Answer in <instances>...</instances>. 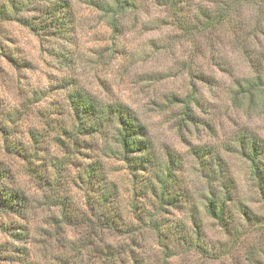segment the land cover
Listing matches in <instances>:
<instances>
[{"label":"rangeland","instance_id":"374dc122","mask_svg":"<svg viewBox=\"0 0 264 264\" xmlns=\"http://www.w3.org/2000/svg\"><path fill=\"white\" fill-rule=\"evenodd\" d=\"M66 2L59 15L64 16L62 27L44 36L19 18L44 20L45 3L0 0V127L5 130L0 131V167L11 172L7 184L28 197L22 218L0 207V243L28 248L35 264H264V184L258 187L237 141L239 133L249 132L262 147L264 167V114L231 102V77L244 66L226 40L219 47L225 67L218 69L210 64L205 42L198 39L201 47L193 46L151 0L126 14L119 36L86 0ZM76 91L102 105H124L145 131L150 161L130 174L106 150L115 149L112 119L107 118L106 141L85 138L62 165L66 183L61 190L70 211L66 223L59 219V207L45 203L37 190L40 177L32 169L33 156L42 161L53 154L62 157L52 138L57 128L63 138L60 127L69 124L67 96ZM190 95L194 101L188 104L187 120L179 102ZM31 131L39 134V142L31 139ZM168 160H174L169 191L178 202L159 205L141 185ZM93 161L112 185L113 209L123 227L109 228L104 216L93 215L83 204L82 184L74 185L76 172ZM211 196L217 205L224 202L221 221L204 211ZM149 216L163 222L161 235L168 232L172 238L195 235L194 217L202 249L169 243L166 251ZM17 225L26 229L24 242L9 234Z\"/></svg>","mask_w":264,"mask_h":264},{"label":"trees","instance_id":"16d2710c","mask_svg":"<svg viewBox=\"0 0 264 264\" xmlns=\"http://www.w3.org/2000/svg\"><path fill=\"white\" fill-rule=\"evenodd\" d=\"M88 5L100 12L107 25L110 27L114 36L120 35L123 25V18L129 11L136 10L137 3L142 4L146 0H86ZM155 7L163 10L168 19L167 24L176 27L181 35L195 47H201L199 42H205L208 47L210 64L218 69L225 67L221 58V48L223 41L226 40L229 50L236 54L238 60L243 63L244 71L237 76L231 77L230 100L237 107H244L246 112L256 111L264 114V0H151ZM45 3L44 20L36 18L29 22L26 18H19L20 23L27 26L35 33H42L47 36L48 33L59 31L62 25L59 15H63L67 8L66 0H24L23 5L34 3ZM27 6V5H26ZM247 12L248 17L245 15ZM18 13V12H17ZM50 35V34H49ZM197 38V39H196ZM215 55L221 58L217 60ZM223 56V55H222ZM189 69V68H188ZM229 69V68H228ZM231 71V69L229 70ZM189 75L191 71L189 70ZM193 75V74H192ZM203 76V75H202ZM233 76V75H231ZM203 78H200L202 80ZM192 88L194 86L192 85ZM179 102L178 100H176ZM194 101V96L190 95L186 100L180 101L183 105L184 119H191V110L188 108L189 102ZM67 106L69 115V124L60 127V135L52 138L54 147L62 150V157L53 154L46 160L37 158L35 164V174L40 177L37 190L41 191L48 207L60 209L59 219L61 222H69L70 211L66 194H63V185L66 178L62 181V165L68 160L70 152L75 151L85 144L87 139L100 137L104 139L105 121L112 119L111 141L115 144L110 149L117 160L126 164L130 174L136 171L144 170L150 161L147 155L148 141L145 138V131L142 125L136 122L135 117L121 103L114 102L108 104H99L91 95L82 92H70L67 96ZM189 111V112H188ZM110 122V121H109ZM48 127V125L46 124ZM0 131L5 132L2 126ZM47 131V130H46ZM39 134L30 132V137L34 142H39ZM108 137V136H106ZM99 140V139H98ZM238 146L241 149L240 155L248 162L251 175L261 189L264 184V167L261 158L262 147L255 142V138L249 132L239 133ZM96 142V141H95ZM95 146H97L95 144ZM104 148V147H103ZM20 151H25L21 149ZM18 155H23L17 152ZM213 155V154H212ZM27 157V156H25ZM216 158V156H215ZM212 161L206 160V165ZM174 160H168L165 166L153 172V178L145 181L141 187L148 190L149 196L157 203L165 205L169 203L174 205L178 198L170 194L169 178L173 176ZM72 164V163H71ZM100 164L96 161L89 162L81 167L73 176V182L81 183L80 188L83 194L84 206L92 211L93 215L104 216L109 228L114 225H122L117 219L119 216L114 211V199L112 185L106 181L102 173ZM37 167V168H36ZM38 169V170H37ZM9 170H3L0 167V207L13 215L22 218L28 207V197L19 188L9 186L7 179L10 176ZM39 171V172H36ZM67 176V175H66ZM65 176V177H66ZM84 184V185H83ZM62 189V190H61ZM46 191V194H45ZM224 202L216 204L214 198L208 197L204 203L205 213L216 220L221 221L224 216ZM108 205H110L108 207ZM132 210L135 206L132 204ZM113 209V211H112ZM114 212V213H113ZM72 214V213H71ZM141 216L135 217L141 221ZM55 219V218H54ZM192 229L195 235L189 236L186 232L180 236L171 237L168 232L161 235L163 222H152V216L148 221L152 222L153 229L159 237L160 245L167 251L169 243L185 245L189 249L198 251L202 249L199 244L198 223L196 219L191 218ZM58 220L54 223L58 225ZM60 223V222H59ZM15 225V224H14ZM9 229V228H8ZM6 229V231H9ZM14 232H9L12 239L22 242L23 235L27 234L26 229L20 226H13ZM24 242V241H23ZM201 247V248H200ZM115 253H113L114 255ZM35 264L31 260V254L28 248L17 246L12 242L0 243V264Z\"/></svg>","mask_w":264,"mask_h":264}]
</instances>
